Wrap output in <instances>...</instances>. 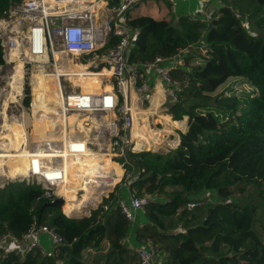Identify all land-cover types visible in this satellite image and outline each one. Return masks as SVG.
<instances>
[{
  "label": "trees",
  "instance_id": "trees-1",
  "mask_svg": "<svg viewBox=\"0 0 264 264\" xmlns=\"http://www.w3.org/2000/svg\"><path fill=\"white\" fill-rule=\"evenodd\" d=\"M20 1L0 0V17ZM218 1L211 17L177 15L171 4L169 17L128 13L137 32L132 61L188 50L185 64L171 70L181 89L167 111L178 124L186 125L188 116L180 144L167 152L127 148L117 160L133 173L135 195L153 196L138 212L144 219L135 238L140 245L152 241L165 264H264V0ZM195 46L206 54L191 51ZM195 57L201 62L193 63ZM231 78L249 82L253 91L217 92ZM114 198H104L89 216H68L59 206L41 212L50 201L41 185L7 182L0 187V237L21 239L37 222L63 242L52 255L0 247V264H140L130 243L133 220Z\"/></svg>",
  "mask_w": 264,
  "mask_h": 264
},
{
  "label": "built area",
  "instance_id": "built-area-1",
  "mask_svg": "<svg viewBox=\"0 0 264 264\" xmlns=\"http://www.w3.org/2000/svg\"><path fill=\"white\" fill-rule=\"evenodd\" d=\"M138 1L140 0H119L118 3L111 4L110 0H21L12 4L0 17V39L5 63H10L15 69L17 61L21 60L25 73L27 69L30 70V77H27L30 85L33 72L37 71L39 65H43L49 74L56 77L61 86L63 109L60 111L88 112L93 115L102 113V117L97 118L99 123L95 125L94 140L74 136L64 148L57 147L60 141H57V144L44 141V145L47 146L45 155L35 152L29 175L16 179L27 185H41L45 189V196L50 200L64 197L59 193L58 186L67 176L66 153L71 157L76 155L82 157L87 149H95L96 146L97 149L105 152L109 150L116 159L117 149L120 147L122 149L125 145L124 151H126L130 148L128 145H134L131 137L133 122L131 91H135L137 102L144 107L151 97V86L147 75L149 69H153L170 84L168 93L176 94L181 89L179 82L171 77V70L178 64H185L182 54L188 52L187 49L176 56L158 55L152 61L130 59L137 32H134L128 24V10ZM50 2L54 5L51 6ZM64 2L66 5H61ZM212 14L213 11L207 12L208 17ZM113 37L118 38L114 43ZM70 57L76 62L88 65L89 72L92 73L99 74L104 69H108L111 73L101 76H104L105 81L110 82L111 89L96 94L70 88L67 75L60 71V67H63ZM7 78L9 79V76L5 73L0 75V79H5L7 83V86L0 84L2 102L10 89ZM25 83L26 76L22 94L18 96L19 100L24 96ZM20 105L26 110L21 100ZM28 109L31 111V108ZM2 113L3 110H0V124L3 120ZM107 114L109 116L106 119ZM27 129L30 131L31 126ZM31 145H34L32 141ZM31 149L34 150V146H31ZM55 151L57 155L52 159H45ZM122 156L124 154L119 157ZM1 179L0 187L7 183L5 179L8 177L2 176ZM108 192L105 194L107 198H109ZM209 194L210 192L207 193ZM150 199V194L135 195L134 193L129 203L124 200L118 201L125 215L134 220L136 212L144 211ZM104 208L108 209L109 205H105ZM42 234L49 235L54 245L53 249L45 250L41 243ZM62 242L63 237L54 228L37 222L21 239L13 235L0 237L2 249L7 251L13 244L12 249L21 255L36 249H42L48 255H52L58 252V246ZM137 252L140 264H165V258H156L158 248L150 240L139 246Z\"/></svg>",
  "mask_w": 264,
  "mask_h": 264
},
{
  "label": "bare ground",
  "instance_id": "bare-ground-1",
  "mask_svg": "<svg viewBox=\"0 0 264 264\" xmlns=\"http://www.w3.org/2000/svg\"><path fill=\"white\" fill-rule=\"evenodd\" d=\"M50 3L51 6L54 5L53 2ZM61 5H66V3H61ZM68 60H71L73 62V69L72 64L70 63V61H68L66 62V64H64L63 67H60V71L64 72L67 77L69 76L67 78L68 81H78V84L82 83L88 85V88H90V90L75 87L76 83H71L73 85L68 83V86L70 88L90 91L96 94L111 89L110 82H105V80L103 79L104 76H101L111 73L108 69H104L99 74L92 73L89 72L88 65H86L85 63L76 62L72 57H70ZM37 71L38 72L35 76L37 85L32 84L31 81V85L33 86L32 96L34 100L31 108V116L28 117V120L33 125L32 134L27 129L28 125H26V127L24 126L23 119L17 123L16 127H14L13 122L9 118L8 108L10 106V103L17 101V98H19L18 96L22 94V87H16L14 82L12 81V78L9 80L10 89L7 96L5 97L4 104L2 103L4 105V108L2 113L3 120L1 122L0 129L3 133L9 136V132L12 131V126L17 132L20 131L21 133V131H23V133L19 134L20 140L16 138H7L8 140H14V143H19V151L17 150L12 153L7 150L0 151V184H2V176L16 179L17 177H24L29 175V169L32 165V158L34 157V153L38 152L41 155H45L46 153L47 146L44 145V141H50L57 144V141H60V139H62V141L57 144V147L64 148L65 145L70 142V138L74 136H81L85 140H94L96 138V135L93 134L94 132L92 126H89V124L87 123H90L91 118L89 115H91V113H67L65 111H61L62 114L58 113L56 111L58 102L59 109H63V96L60 90L61 86L59 84V81L52 74L47 75L48 70L45 69L43 65H39ZM33 76L34 75H32L31 77L32 80ZM48 95H50L51 97L50 101L47 100ZM150 100L151 105L147 108H142L138 105L137 94L135 93V91H131V106L133 114L131 137L132 143H134L135 151H140L145 148L151 150L157 149L161 142L168 141V137L166 136H168L169 133H172L171 127H153L150 123V116L152 115L160 116V119L164 121L167 126H178L182 127L183 129L186 127L185 123H173L170 115L159 114L160 98L158 94L152 95ZM47 106L52 107V109L54 110V114H50L47 111ZM14 107L18 112L22 111L23 107L20 105V100L16 102ZM108 116V114L105 115V118L107 119ZM98 123L99 122L96 119H93L94 125H97ZM31 141L34 143V145H31ZM178 142L179 141L177 138L176 140L169 139L167 143L177 145ZM31 146H34V150L31 149ZM87 152L91 154V158L83 159L82 157L76 155L73 156L71 161L65 159L67 176L65 181L59 184L58 191L65 198V202L63 203V210L70 216L87 213L88 205H96L100 201L102 195L109 191L113 183L122 176L124 171L122 165L119 162L115 160L111 162L106 160L105 157L113 158L114 156L109 150L105 152L101 149H87ZM56 153L57 151L49 154V156L45 159H52L54 155H57ZM94 154L95 156H93ZM78 190L83 191V193L81 194L79 191L78 195V193H76V191ZM65 191H69V193L64 195Z\"/></svg>",
  "mask_w": 264,
  "mask_h": 264
},
{
  "label": "rangeland",
  "instance_id": "rangeland-1",
  "mask_svg": "<svg viewBox=\"0 0 264 264\" xmlns=\"http://www.w3.org/2000/svg\"><path fill=\"white\" fill-rule=\"evenodd\" d=\"M215 2V0H213V3ZM170 4L172 5V3L170 2V0H140V1H138L137 3H135V4H133L130 8H129V10H128V13H130L131 15H138V14H146V15H151V16H153L154 18H157V19H159V18H164V17H169L170 15H171V9H172V6H171V9L169 8V6H170ZM205 13H206V11H205ZM204 13V14H205ZM176 14V13H175ZM191 49V48H190ZM191 51H199L201 54H206V50L204 49V48H202V47H197V46H195V47H193L192 49H191ZM20 62V63H19ZM199 62H201V59H200V57H195V60H193V63H199ZM24 64H23V62L20 60V61H18L17 62V65H16V68L14 69V68H12V66L10 65V63H8V62H6L4 65H2V67H0V75H2L3 73H5L6 75H8L9 76V79L8 80H10L11 78H12V81L14 82V84H15V86L16 87H22V89H23V83H24V77L26 76V83H25V85H24V91H23V95L24 96H21L20 98V100H21V102H22V104H23V106L26 108V110L25 109H23L22 108V111L21 112H18L17 110H16V108L14 107L15 106V104H16V102H18L19 101V98H17V101H15V102H12V103H10V106H9V108H8V113H9V118L10 119H12L13 121H16V120H22V119H24L25 118V116L26 115H28V114H31V111L28 109V108H32V105H33V100H34V98H33V96H32V89H33V86L31 87V85L29 84V80L27 79V77H30V70L29 69H27L26 70V73H25V70H24ZM37 72L38 71H34L33 72V80H32V84H36L37 85V81L35 80V76H36V74H37ZM47 75H49V71H48V74ZM32 77V76H31ZM105 82H108V81H105ZM165 83H166V92H167V89H168V87L170 86V84L168 83V82H166V81H164ZM0 84H2V85H6L7 86V83H6V81H5V79H3V80H1L0 79ZM152 88H151V93H150V96H151V94H152ZM221 91H224V92H226V93H228V94H233V93H235V94H237L238 96H242V95H245V94H247V93H251L252 91H253V88H252V86L249 84V82H247V81H245V80H243V79H241V78H231V79H229L224 85H222L218 90H217V92H221ZM9 92V91H8ZM8 94V93H7ZM7 96V95H6ZM176 97H177V94H175V92H174V94H170V93H168L167 92V99H166V102L164 103V105L163 106H161V107H164L165 105H166V107H167V111H168V109L170 108V106L173 104V102L175 101V100H177L176 99ZM24 98V99H23ZM151 98V97H150ZM150 98L146 101V105L144 106V107H142L140 104H139V102H138V105L140 106V107H142V108H147V107H149L150 106ZM50 99H51V97H50V95H48V97H47V100L48 101H50ZM57 100V99H56ZM5 101V100H4ZM138 101V100H137ZM2 101H0V103H1ZM58 102V101H57ZM3 104H4V102H2ZM1 105L0 106V110H1V108H2V110H3V108H4V105ZM28 111H30V113H28ZM47 111L50 113V114H54V110L52 109V107L51 106H47ZM56 111L58 112V113H60V114H62L61 113V111H60V109H59V102H58V105H57V107H56ZM163 112V111H162ZM13 115H20V116H13ZM102 117V113L101 114H98V115H96V117L94 118V119H96L97 121H98V119L97 118H101ZM26 119V118H25ZM184 119V118H183ZM91 120H93V119H90V121ZM154 120V121H153ZM182 120V119H181ZM90 126H92V124L91 123H89V122H87ZM150 123H151V125L153 126V127H155V126H157L158 125V120L156 119V118H154V115H152V116H150ZM160 123V122H159ZM160 124H162V123H160ZM26 125H28V124H26ZM26 125H24L25 127H26ZM31 126V125H30ZM0 128H1V124H0ZM13 128V129H12ZM12 128H11V132H9V134H10V136L9 135H7V134H5V133H3L2 132V130L0 129V151L1 150H7V151H9V152H15V151H19L20 150V145H19V143H14V140H8V139H13V138H16V139H18V140H20V138H19V134H21V133H23V131H21V133H20V131L19 132H17L15 129H14V127L12 126ZM157 128V127H156ZM186 128V127H185ZM184 128V129H185ZM187 128H188V126H187ZM92 129H93V134L94 135H96V133H95V126L94 127H92ZM182 129V128H181ZM184 129H182L181 130V132H185L184 131ZM25 133H26V131H25ZM30 133L32 134L33 133V126H31V130H30ZM179 134H180V132H179ZM166 137H169V136H166ZM8 138V139H7ZM169 139L170 140H172L173 139V137L171 136V137H169ZM169 139H168V141H169ZM167 141V142H168ZM178 141H179V139H178ZM165 142V141H164ZM161 142V146L159 145V147H157V149H152L153 151H161V152H167L168 150H170V149H175L179 144H180V142H181V139H180V141L178 142V144L177 145H173V144H169V143H167V142ZM174 142V141H173ZM27 146V145H26ZM130 148V150L131 151H133V152H135V150H134V145L133 144H130V145H128ZM3 147V148H2ZM165 147V148H164ZM24 148V147H23ZM26 148V147H25ZM94 148L97 150V148L98 147H96V146H94ZM124 149H125V145H124V147L121 149V147L119 148V149H117V156H116V159H115V157H113V158H110V157H105L106 158V160H108V161H117L118 160V158H120L119 156H121V155H123L124 154V156L123 157H126V155H127V153H126V151H124ZM143 150H151V149H147V148H145V149H143ZM138 151V150H137ZM141 151V150H140ZM21 152H23V151H21ZM95 153V152H94ZM93 156H95V154L93 155ZM92 156H91V154L89 153V152H87V154L86 155H84V156H82V158L84 159V158H91ZM73 158V156L71 157V156H69L68 155V153H66L65 154V159H67V160H70L71 161V159ZM122 165H123V168H124V173H123V175L121 176V178H119L117 181H115L114 183H113V185H112V187L109 189V192H108V195H109V198H110V196H111V194L113 193L114 194V196H115V198L114 199H117V200H119L118 199V197L119 196H121L120 195V191H121V189L123 188L126 192H127V195H128V198H132V196L134 195V193H136L137 191H135L134 190V187L129 183V181H130V177L131 176H133V173H128L127 172V170L125 169V166H124V164L123 163H121ZM5 177V176H4ZM19 178H22V177H17L16 179H19ZM16 179H13V178H10V177H8V179H5V181L6 182H8V181H12V180H16ZM131 180H133V179H131ZM18 181V180H17ZM1 183H2V179H1ZM127 188V189H126ZM72 191H74V190H72ZM79 191L80 190H78V191H76V193H78V195H79ZM69 193V191H65L64 192V195H66V194H68ZM80 193L82 194L83 193V191H80ZM106 194V193H105ZM102 195V197L100 198V201H99V203H97V205H94V204H91L90 206L91 207H87L88 208V211H87V213H83V214H81V215H78V216H76V217H83V216H89L90 214H91V212H92V210H94V209H96L102 202H103V200H104V198H107L106 197V195ZM151 196V198H153V196L152 195H150ZM121 200V199H120ZM119 200V201H120ZM124 201L125 202H127L128 203V200H126V198H124ZM86 209V208H85ZM62 210H63V207H62ZM138 223V222H137ZM133 224H134V222H133ZM138 227V224H135V226L133 225V227H132V231H134V234H135V230H136V228ZM42 237V236H41ZM135 237V235L133 236V238ZM42 243V242H41ZM42 245H43V243H42ZM135 245L136 246H138V243H136L135 242ZM43 247L45 248V246L43 245ZM9 249H12V248H9ZM95 251V252H94ZM96 254V250H93V251H91V254L90 255H88L87 256V258L89 259V263L90 262H92V259H93V255L94 254ZM99 255L100 254H103V251L102 252H100V253H98ZM165 258L164 256H162L161 254H160V251L158 250V253L156 254V258L157 259H159V258ZM95 259H97L96 257H95Z\"/></svg>",
  "mask_w": 264,
  "mask_h": 264
},
{
  "label": "crops",
  "instance_id": "crops-1",
  "mask_svg": "<svg viewBox=\"0 0 264 264\" xmlns=\"http://www.w3.org/2000/svg\"><path fill=\"white\" fill-rule=\"evenodd\" d=\"M170 2L172 3V9H173V11L175 12V13H177V15H189V16H191L192 18H194V17H197L198 15H201V16H204L205 14L207 15V12H210V11H214V8H215V6H217V4L219 3V1L218 0H215V2L213 3V0H170ZM215 4V5H214ZM100 5V4H99ZM205 11H206V13H205ZM205 13V14H204ZM128 17H129V14H128ZM68 61H70V63L72 64L73 62L71 61V60H68ZM67 61V62H68ZM73 67H74V65L72 64V69H73ZM110 74V73H109ZM147 75H148V79H149V82H150V86H151V88H152V94H151V97H152V95H156V94H158L159 95V98H160V101H159V106H160V112H159V114H161V115H170V117H171V119H172V122L173 123H176L174 120V118H173V116L171 115V114H169L168 112H167V107H166V105L164 106V107H161V106H163L164 105V103L166 102V99H167V92H166V83L164 82V80L158 75V74H156L155 73V71L153 70V69H149L148 70V72H147ZM69 77V76H68ZM67 77V78H68ZM110 79V78H109ZM58 82V81H57ZM67 82L68 83H76V85H75V87H79V88H85V89H88V90H90V88H88V85H85V84H82V83H80V84H78L79 82L78 81H71V80H69L68 81V79H67ZM103 84V83H102ZM105 84V83H104ZM71 85H73V84H71ZM150 105H151V100H150ZM163 111V112H162ZM28 113H30V111H28ZM29 116H31V114H28V115H26L25 116V118L23 119V121H24V125H26V124H28V126H33L32 125V123H30V121L28 120V117ZM90 116V118L91 119H94L95 117H96V115H93V114H91V115H89ZM186 117V128L184 129V131H186L187 130V126H188V116H185ZM154 118H156V119H158L159 121H158V125H157V128H170L171 127V129H172V133H169L168 134V136L169 137H173V139L172 140H176L177 138L179 139V141H180V134H179V132L183 129L182 127H176V126H167L165 123H164V121H162L161 119H160V116H158V115H154ZM161 120V121H160ZM11 121L13 122V126L14 127H16L17 126V123L20 121V120H16V121H13L12 119H11ZM162 123V124H160V123ZM90 123L92 124V127H94L95 125L93 124V120H91L90 121ZM27 126V127H28ZM90 126V125H89ZM69 127H70V125H69ZM182 128V129H181ZM75 129V128H74ZM70 130V129H69ZM95 131H96V128H95ZM78 135H80V134H78ZM171 135V136H170ZM31 136V135H30ZM79 137H81V136H79ZM169 137H168V139H169ZM62 141V139H60V142ZM62 144V143H61ZM58 148H62V147H58ZM117 162H119V161H117ZM122 167H123V165H122ZM126 169V168H125ZM123 170H124V168H123ZM123 173H124V171H123ZM123 175V174H122ZM121 178V177H120ZM120 180V179H119ZM124 188V187H123ZM121 189V191L119 192L120 193V197H118L119 198V200L121 199V200H124V198H126V200H128V203L131 201V197L130 198H128V195H127V192L124 190V189ZM127 189V188H126ZM135 190V189H134ZM138 212L139 211H137L136 212V218L133 220V222H134V226H135V224H139V222H140V219H144V217H143V214L139 217V219H138ZM142 213H144V211H141ZM68 216H70V215H68ZM76 216H78V215H76ZM75 216V217H76ZM138 222V223H137ZM141 222H143V221H141ZM135 234H134V231H132L131 230V233H130V243L137 249L138 247H139V245H140V243L136 240V238L134 237L133 238V236H134ZM41 242L43 243V245L45 246V250H51V249H49V248H51V240H50V237H49V235L48 234H42V237H41ZM11 242V241H10ZM135 242L136 243H138V246H136L135 245ZM13 244H11V246L10 247H12L13 248V246H12ZM141 246V245H140ZM95 252V251H94Z\"/></svg>",
  "mask_w": 264,
  "mask_h": 264
},
{
  "label": "water",
  "instance_id": "water-1",
  "mask_svg": "<svg viewBox=\"0 0 264 264\" xmlns=\"http://www.w3.org/2000/svg\"><path fill=\"white\" fill-rule=\"evenodd\" d=\"M64 202H65V198H64V197H58V198H55L54 200L47 201V202L41 207V212H43V210H44L46 207H49V206H59V207L62 208Z\"/></svg>",
  "mask_w": 264,
  "mask_h": 264
},
{
  "label": "clouds",
  "instance_id": "clouds-1",
  "mask_svg": "<svg viewBox=\"0 0 264 264\" xmlns=\"http://www.w3.org/2000/svg\"><path fill=\"white\" fill-rule=\"evenodd\" d=\"M63 207V206H62ZM65 213V212H64Z\"/></svg>",
  "mask_w": 264,
  "mask_h": 264
}]
</instances>
